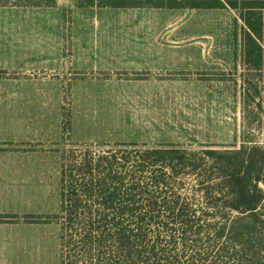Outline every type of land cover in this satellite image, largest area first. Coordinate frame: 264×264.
Masks as SVG:
<instances>
[{"label":"trees","instance_id":"16d2710c","mask_svg":"<svg viewBox=\"0 0 264 264\" xmlns=\"http://www.w3.org/2000/svg\"><path fill=\"white\" fill-rule=\"evenodd\" d=\"M54 2L0 0V5ZM79 3L240 11L243 66L253 77L246 79V107L254 104L264 115V0ZM211 80L227 81L222 72ZM115 148L96 155L78 147L64 154L59 213L26 217L30 224L60 226V264H264V145L244 140L234 150L190 151L173 144ZM190 179L202 202L184 194Z\"/></svg>","mask_w":264,"mask_h":264},{"label":"rangeland","instance_id":"374dc122","mask_svg":"<svg viewBox=\"0 0 264 264\" xmlns=\"http://www.w3.org/2000/svg\"><path fill=\"white\" fill-rule=\"evenodd\" d=\"M183 12L188 21L186 27H181L180 33L170 31V28L165 35L157 29L159 32L147 31L144 36H139L136 25H128L129 32L124 34L126 41L156 40L164 41L168 46H175L173 41L181 42L185 53L181 58L182 67L178 72L157 73L154 78L157 84L155 97L129 95L130 90L126 89V94L113 96L115 101L103 106L97 123L100 126L93 124L95 128L83 129L84 120L76 115L75 129L71 132L68 130L62 136V106L64 112L68 113L74 100V81L71 89L68 85L75 76L71 72V57L67 56L64 60L66 73L25 71L23 73L32 80L0 83V108L23 105V97H26L31 107L43 104L45 110L28 113L26 121L20 122L18 119L15 121L17 123H4L5 127L0 129V147L22 153L41 150L53 152L38 154L25 161L31 168L35 166L39 180L44 179L45 184H51L53 178L56 183L59 172L61 175L64 154L79 150L78 147L82 152L87 150L99 155L109 149H117L116 144H140L147 148L173 144L190 151L209 147L214 150H234L240 148L244 140H254L264 145V115L254 104L246 107V79L253 77L243 66L244 23L240 11L187 9ZM69 28L66 34L61 35L67 43L72 42L73 37L77 42L92 38L91 34V38L77 31L74 34V27ZM75 30L79 31L78 28ZM96 37L101 40V33H96ZM129 50L126 48V53ZM218 72L224 73L227 81H212V74ZM92 75V79L105 78L102 72L87 77ZM40 76L60 78L62 82H50L51 86L45 88L44 96L38 80H35ZM116 78L126 85L132 82L148 83V74L140 72L124 73ZM63 83L66 85L65 91ZM59 87L60 92L57 94L56 89ZM102 95L101 100L104 99ZM261 101L264 102V98ZM105 109L110 111L105 112ZM111 110L116 111L113 113ZM113 115L121 121V127L108 126L110 122L107 118ZM153 116L156 128H150ZM133 118H136V122ZM25 162L19 163L24 165ZM193 184V179L186 182L184 194L202 202L200 194L192 188ZM260 186L264 190V182ZM56 198V193H49L40 211L58 212L60 207ZM31 212L26 206L0 207V225H8L4 232H0V264H60V226H47L45 230L34 232L32 226L27 225L30 223L26 222ZM6 218H10L8 223H5Z\"/></svg>","mask_w":264,"mask_h":264},{"label":"crops","instance_id":"0c3cea01","mask_svg":"<svg viewBox=\"0 0 264 264\" xmlns=\"http://www.w3.org/2000/svg\"><path fill=\"white\" fill-rule=\"evenodd\" d=\"M184 10L187 9L124 10L82 7L79 0H55L51 5L40 6L25 4L16 6L13 3L0 5V83L23 79L32 80L27 77L26 73H23L25 71L44 72L45 74L65 72L64 60L70 56L71 72L75 77L69 80L68 86L71 89L74 85V100L68 113L64 112L62 106L61 134L65 135L64 128L69 129L70 132L75 129L76 115L84 120L83 129L95 128L93 124L99 125L97 123L101 118L103 106L115 101L113 96L124 95L125 90L128 89L130 90L129 95L155 97L157 84L154 78L157 73L178 72L183 64L181 58L185 53H183L181 42L173 41L176 45L168 46L164 41L156 40L126 41L124 34L129 32L128 25H136V33L139 36H144L147 31L159 32L157 29L160 30V34L165 35L170 28V31L180 33L181 27L183 25L186 27L188 21L183 15L186 14ZM126 16L129 18L126 19ZM68 27H74L72 32L74 34L76 31L81 35L86 34L87 37L91 34L92 38L77 42L73 37L72 42L67 43L61 35L66 34ZM96 33H101V40H97ZM126 48L131 50L126 53ZM97 72L104 73L105 78L92 79L93 75L87 77L89 74L96 75ZM139 72L148 74V83L132 82L126 85L124 81L116 78L124 73ZM35 80H38L44 96L45 88L51 86L50 82H62L60 78L52 79L50 76H40ZM72 81H74L73 84ZM65 88L66 85L63 83L64 91ZM23 90L26 93L25 87ZM56 91L59 94L60 87ZM101 94L104 97L102 100ZM23 98V105L0 108V129L5 127L4 123L12 124L13 121L17 123L15 121L18 119L20 122L26 121L28 113L39 109L45 111L42 108L43 104L31 107L26 102V97ZM108 111L110 110L105 109V112ZM111 111L115 113L116 110ZM15 113L20 115L15 116ZM107 119L110 122L108 126L111 128L122 126L119 124L121 121L116 120L114 115ZM133 121L136 122V118H133ZM151 121L153 125L150 124V128H156L155 116ZM137 127L140 128L141 125ZM46 153L53 152L41 150L22 153L12 148L0 147V207L26 206L27 209L32 210L30 215L34 216L59 213V211L45 213L40 210L42 202L48 200L49 193L57 194V205L60 207V172L56 177V183L53 178L51 184H45L44 179L37 178L35 166L31 168L25 162L32 156ZM20 161L25 164L19 163ZM24 215L27 216L26 213ZM4 220L8 223L10 218ZM27 225L32 226L35 232L57 224ZM7 227L6 224L0 225V232H4Z\"/></svg>","mask_w":264,"mask_h":264}]
</instances>
